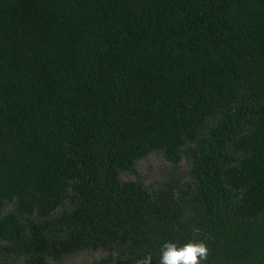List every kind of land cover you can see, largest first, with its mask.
Segmentation results:
<instances>
[{
	"label": "trees",
	"instance_id": "16d2710c",
	"mask_svg": "<svg viewBox=\"0 0 264 264\" xmlns=\"http://www.w3.org/2000/svg\"><path fill=\"white\" fill-rule=\"evenodd\" d=\"M153 153L178 195L121 178ZM189 240L264 264V0H0V264Z\"/></svg>",
	"mask_w": 264,
	"mask_h": 264
},
{
	"label": "rangeland",
	"instance_id": "374dc122",
	"mask_svg": "<svg viewBox=\"0 0 264 264\" xmlns=\"http://www.w3.org/2000/svg\"><path fill=\"white\" fill-rule=\"evenodd\" d=\"M136 169V174H121V178L125 181L142 182L151 189L168 188L173 195H178V192L183 191L184 187L192 182L191 168L185 160L179 166H174L162 155L156 153L140 160ZM102 255L103 253H90L83 258L66 260L64 263L57 264H78L100 258Z\"/></svg>",
	"mask_w": 264,
	"mask_h": 264
},
{
	"label": "clouds",
	"instance_id": "9594fccd",
	"mask_svg": "<svg viewBox=\"0 0 264 264\" xmlns=\"http://www.w3.org/2000/svg\"><path fill=\"white\" fill-rule=\"evenodd\" d=\"M207 252L202 241L189 240L183 244L166 241L160 249L159 264H202Z\"/></svg>",
	"mask_w": 264,
	"mask_h": 264
}]
</instances>
